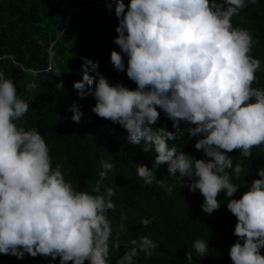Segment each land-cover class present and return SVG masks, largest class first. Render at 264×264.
I'll return each instance as SVG.
<instances>
[{"label": "clouds", "instance_id": "clouds-1", "mask_svg": "<svg viewBox=\"0 0 264 264\" xmlns=\"http://www.w3.org/2000/svg\"><path fill=\"white\" fill-rule=\"evenodd\" d=\"M105 3L118 21L113 43L119 51H111L110 62L137 87L111 84L98 60L82 57L83 79L73 85L78 97L91 95L96 116L122 127L130 144L155 151L137 164L144 185L163 187L156 172L168 168L183 181L176 185L183 199L208 215L220 209L218 197L226 193L227 209L237 220L228 253L232 264H264V167L239 199L234 197L241 186L232 179L245 171L244 159L251 162L254 148L264 151V87H253L262 66L252 54L258 41L232 22L259 0ZM61 75L57 70L56 77ZM55 87L65 89L63 80ZM29 109L14 81L0 73V254L54 264H183L185 256L194 264L193 253L207 257L204 240L193 241L191 251L174 246L178 237L153 205L110 216L115 190L103 188L115 168L110 160H100L91 192L77 190L66 180L64 164L53 166L43 134L22 125ZM68 111L73 122L82 121L77 102ZM161 113L175 131L157 127ZM177 133L195 140L205 159L188 154L186 138L187 149L179 148ZM234 150L240 159L229 155Z\"/></svg>", "mask_w": 264, "mask_h": 264}, {"label": "trees", "instance_id": "trees-1", "mask_svg": "<svg viewBox=\"0 0 264 264\" xmlns=\"http://www.w3.org/2000/svg\"><path fill=\"white\" fill-rule=\"evenodd\" d=\"M232 22L234 26L250 29L258 41L252 54L262 61V66L256 73L259 83L253 87H264V0L246 7ZM117 24L105 0H0V73L14 81L18 95L30 104L21 123L26 129L36 128L43 134L51 150L53 166L63 163L66 180L77 190L92 191L102 171V158L115 164L103 182V188L115 190L112 199L116 209L110 216L153 205L162 212L178 237L179 240L173 241L174 246H184L191 251L193 241L208 242L207 257L193 253L194 264H232L228 253L237 239L233 235L237 220L227 209L226 193L218 197L220 209L208 215L199 211L195 203L189 204L183 199L176 187L183 181L172 177L168 168L156 172L157 180H163V187L158 183L144 185L137 176V164L149 161L155 151L145 152L143 145L130 144L122 127L92 112L95 100L91 95L80 99L73 88L74 82L83 79L82 57L98 60L99 71L111 84L123 82L130 89L137 87L126 73L117 72L110 62L111 51H119L113 43ZM57 70L62 73L59 78ZM61 79L65 89L55 87ZM31 82L36 83L35 89L27 88ZM73 102H77L84 113L79 124L71 120L72 113L68 111ZM157 127L175 131L172 121L163 113ZM185 127L183 123L180 125L181 130ZM177 135L181 137L175 143L179 148L187 149V139L190 142L188 150H191L188 154L205 159L203 153L194 148L195 140H190L187 134ZM229 155L240 159L238 150ZM244 166L245 171L239 179L232 177L233 182L241 186L234 197L237 199L253 179H259L256 169L264 167V151L254 148L251 162L244 159ZM169 187L173 189L171 195L167 191ZM261 254L264 255V250ZM0 264L54 263L43 257L26 255L21 260L0 254ZM183 264H187L186 256Z\"/></svg>", "mask_w": 264, "mask_h": 264}]
</instances>
